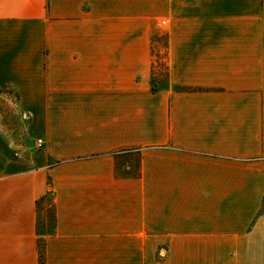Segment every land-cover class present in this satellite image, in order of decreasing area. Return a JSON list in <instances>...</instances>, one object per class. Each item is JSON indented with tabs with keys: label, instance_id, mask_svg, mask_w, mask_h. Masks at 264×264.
<instances>
[{
	"label": "crops",
	"instance_id": "obj_1",
	"mask_svg": "<svg viewBox=\"0 0 264 264\" xmlns=\"http://www.w3.org/2000/svg\"><path fill=\"white\" fill-rule=\"evenodd\" d=\"M4 92L0 264H264V0H0Z\"/></svg>",
	"mask_w": 264,
	"mask_h": 264
},
{
	"label": "rangeland",
	"instance_id": "obj_2",
	"mask_svg": "<svg viewBox=\"0 0 264 264\" xmlns=\"http://www.w3.org/2000/svg\"><path fill=\"white\" fill-rule=\"evenodd\" d=\"M160 86L167 84V71L164 62L159 60ZM28 119L20 111L18 99L12 93L0 94V153L10 159L26 161L35 150L36 145L26 135ZM40 230L42 226H49L51 231L54 223V209L52 199H47L41 204ZM47 229V228H46Z\"/></svg>",
	"mask_w": 264,
	"mask_h": 264
}]
</instances>
